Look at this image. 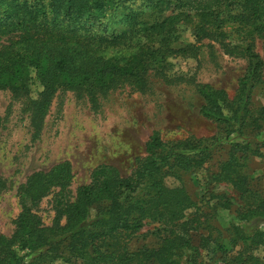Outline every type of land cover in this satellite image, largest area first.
Masks as SVG:
<instances>
[{"label": "trees", "instance_id": "1", "mask_svg": "<svg viewBox=\"0 0 264 264\" xmlns=\"http://www.w3.org/2000/svg\"><path fill=\"white\" fill-rule=\"evenodd\" d=\"M229 18L248 39L224 44L228 54L246 59L236 93L196 87L198 113L216 125L215 133L163 140L153 131L129 175L100 164L72 199L69 161L32 172L18 188L23 203L12 233L0 234V264H207L192 234L206 214L183 186L166 185L165 178L181 181L219 151L210 180L228 184L235 196L217 194L216 203L234 210L240 223L231 226L230 249L214 240L216 250L226 264L262 263L253 249L264 246V178L258 189L261 183L244 168L252 155L264 158V139L257 138L264 107L251 101L264 75L252 45L254 36H264V0H0V89L27 96L40 119L57 91H82L95 104L99 92L125 84L142 89L149 72L197 62L193 43L224 41ZM181 26L191 28L192 43L177 44ZM55 188V215L45 224L32 208ZM147 221L157 224L156 243L132 250L130 240Z\"/></svg>", "mask_w": 264, "mask_h": 264}, {"label": "rangeland", "instance_id": "2", "mask_svg": "<svg viewBox=\"0 0 264 264\" xmlns=\"http://www.w3.org/2000/svg\"><path fill=\"white\" fill-rule=\"evenodd\" d=\"M235 27L229 18L222 26L226 33L224 41L205 38L193 43L197 62L179 60L174 70L163 74L149 72L142 89L118 85L99 92L95 104L82 91H57L41 119L27 96H13L8 90L0 89V234L12 233L14 219L23 203L18 188L34 171H47L59 162L69 161L72 179L67 194L72 199L76 187L88 183L92 170L100 164L115 167L123 176L129 175L145 156V143L153 131H158L163 140L214 134L216 125L198 113L202 99L196 87L208 83L224 89L230 97L235 95L246 59L228 54L224 44L244 45L248 41L234 31ZM179 30L177 44L194 41L191 28L181 26ZM252 45L263 61L264 73V36H254ZM251 101L256 108L264 107V75L263 81L253 89ZM257 138L264 139V130ZM222 153L215 152L204 167L183 173L181 181L165 178L166 185L183 186L196 201L198 211L206 214L199 230L192 234L193 244L200 246L199 259L207 264H226L214 240L230 249L231 226L239 222L234 210L216 203L217 194L235 196L230 186L210 180V171L216 169L221 158L216 156ZM244 169L254 182L261 183L257 186L261 189L264 158L252 155ZM56 193L57 189H52L32 208L45 224L53 221ZM206 197H209L207 205ZM156 225L147 221L130 240V248L153 246L157 239L151 232ZM202 238H208L207 245H201ZM253 254L264 264L263 245L253 249Z\"/></svg>", "mask_w": 264, "mask_h": 264}]
</instances>
